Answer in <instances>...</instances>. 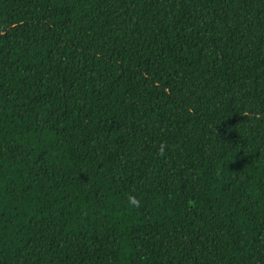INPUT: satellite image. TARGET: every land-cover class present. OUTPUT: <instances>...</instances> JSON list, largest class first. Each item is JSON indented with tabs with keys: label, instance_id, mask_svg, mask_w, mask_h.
<instances>
[{
	"label": "trees",
	"instance_id": "1",
	"mask_svg": "<svg viewBox=\"0 0 264 264\" xmlns=\"http://www.w3.org/2000/svg\"><path fill=\"white\" fill-rule=\"evenodd\" d=\"M0 264H264V0H0Z\"/></svg>",
	"mask_w": 264,
	"mask_h": 264
}]
</instances>
